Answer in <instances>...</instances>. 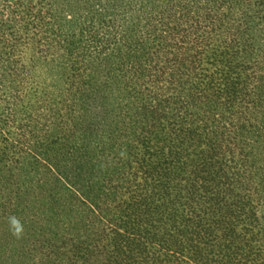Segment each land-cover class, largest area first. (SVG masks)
Returning <instances> with one entry per match:
<instances>
[{"label": "trees", "instance_id": "obj_1", "mask_svg": "<svg viewBox=\"0 0 264 264\" xmlns=\"http://www.w3.org/2000/svg\"><path fill=\"white\" fill-rule=\"evenodd\" d=\"M0 264H264V0H0Z\"/></svg>", "mask_w": 264, "mask_h": 264}, {"label": "clouds", "instance_id": "obj_2", "mask_svg": "<svg viewBox=\"0 0 264 264\" xmlns=\"http://www.w3.org/2000/svg\"><path fill=\"white\" fill-rule=\"evenodd\" d=\"M9 219L11 228L14 230L13 235L19 236L23 231L22 225L20 224L19 220L15 217H10Z\"/></svg>", "mask_w": 264, "mask_h": 264}]
</instances>
